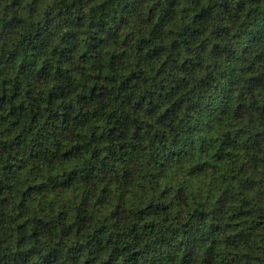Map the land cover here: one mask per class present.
<instances>
[{
  "label": "clouds",
  "instance_id": "obj_1",
  "mask_svg": "<svg viewBox=\"0 0 264 264\" xmlns=\"http://www.w3.org/2000/svg\"><path fill=\"white\" fill-rule=\"evenodd\" d=\"M0 264H264V0H0Z\"/></svg>",
  "mask_w": 264,
  "mask_h": 264
}]
</instances>
